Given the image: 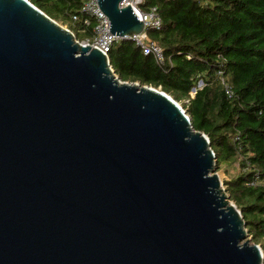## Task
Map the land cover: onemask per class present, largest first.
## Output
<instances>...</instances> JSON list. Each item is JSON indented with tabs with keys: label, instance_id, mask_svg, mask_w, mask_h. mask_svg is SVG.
<instances>
[{
	"label": "water",
	"instance_id": "obj_1",
	"mask_svg": "<svg viewBox=\"0 0 264 264\" xmlns=\"http://www.w3.org/2000/svg\"><path fill=\"white\" fill-rule=\"evenodd\" d=\"M121 1L110 34H140ZM215 162L169 95L0 0V264H263Z\"/></svg>",
	"mask_w": 264,
	"mask_h": 264
},
{
	"label": "trees",
	"instance_id": "obj_2",
	"mask_svg": "<svg viewBox=\"0 0 264 264\" xmlns=\"http://www.w3.org/2000/svg\"><path fill=\"white\" fill-rule=\"evenodd\" d=\"M28 1L77 41L92 37L94 19L81 12L86 0ZM153 7L161 27L147 37L162 49L165 66L131 41L111 47L109 65L121 82L182 103L192 128L209 139L225 192L264 256V0H143L140 10Z\"/></svg>",
	"mask_w": 264,
	"mask_h": 264
},
{
	"label": "built area",
	"instance_id": "obj_3",
	"mask_svg": "<svg viewBox=\"0 0 264 264\" xmlns=\"http://www.w3.org/2000/svg\"><path fill=\"white\" fill-rule=\"evenodd\" d=\"M97 1L98 0H86L82 6L81 12L94 19L95 26L93 28V35L90 39L81 42L78 41L81 45L98 49L108 58V53L115 43L131 41L140 49L144 56H151L158 67L162 68L165 66V58L162 49L147 37V31L149 29L159 30L161 27V19L155 7L144 12L140 10L143 0H122L119 3V8L130 7L138 21L143 24V30L140 34L132 37L128 35L118 37L110 34L109 20L100 11ZM73 20H77L76 16H73ZM88 23V21L85 22V24ZM221 74L220 72L219 75ZM198 85L200 86L201 84L199 83ZM225 91L230 95V91L226 86ZM194 93L195 90H192V95Z\"/></svg>",
	"mask_w": 264,
	"mask_h": 264
},
{
	"label": "rangeland",
	"instance_id": "obj_4",
	"mask_svg": "<svg viewBox=\"0 0 264 264\" xmlns=\"http://www.w3.org/2000/svg\"><path fill=\"white\" fill-rule=\"evenodd\" d=\"M57 24H58V23H57ZM58 25H59L61 28L68 30L66 26H62V25H60V24H58ZM69 31H70V30H69ZM74 33H77V31L75 30ZM78 34H79V36H80L81 39H84V35H83L82 32H78ZM74 39H75V37H74ZM75 40H76V39H75ZM76 41H77V40H76ZM81 41H82V40H81ZM178 104L182 107V103H178ZM182 109H183V108H182ZM183 110H184V109H183ZM184 111H185V110H184ZM216 173L218 174L219 178L221 179V181H222V185H223V180L226 179L225 174L223 173V171H217ZM223 189L225 190V186H223ZM247 239L251 242L250 238H247Z\"/></svg>",
	"mask_w": 264,
	"mask_h": 264
}]
</instances>
